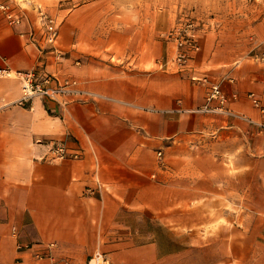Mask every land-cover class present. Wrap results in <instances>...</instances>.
I'll return each instance as SVG.
<instances>
[{
  "label": "crops",
  "instance_id": "crops-1",
  "mask_svg": "<svg viewBox=\"0 0 264 264\" xmlns=\"http://www.w3.org/2000/svg\"><path fill=\"white\" fill-rule=\"evenodd\" d=\"M26 29L0 13V66L43 61L20 33ZM149 31L99 36L95 64L70 55L46 60L48 69L77 75L96 99L21 105L20 79L0 77V263L36 264L38 251L53 254L49 264H83L101 249L115 264H264V132L245 117L262 118L248 94L264 101L263 70L230 67L224 50V74L206 82H219L235 114L194 112L185 120L205 101V82L170 74L175 50L165 53ZM60 42L74 44L70 36ZM185 130L193 135L191 160H184ZM55 139L80 156L50 159ZM152 217L175 233L173 248L151 237ZM136 233L148 238L137 241Z\"/></svg>",
  "mask_w": 264,
  "mask_h": 264
},
{
  "label": "rangeland",
  "instance_id": "rangeland-1",
  "mask_svg": "<svg viewBox=\"0 0 264 264\" xmlns=\"http://www.w3.org/2000/svg\"><path fill=\"white\" fill-rule=\"evenodd\" d=\"M6 1L25 14L36 31L40 28L37 7L40 5L52 13L59 22V41L60 36L72 38L74 44L63 48L66 55L68 57L70 55L73 60L78 59L81 62L89 60L91 64L93 62L95 64L96 60H99V36H143L148 30L153 36H160L163 39L165 53L167 51L171 53L173 49L176 50L175 42L173 37L166 36V33L181 16H188L195 20L199 28L200 47L191 57L196 59L194 61L189 59L184 67L169 62L170 68H176L173 71L169 69L170 74L184 72L185 75L181 77L186 80L205 82L206 88L203 90L206 95L211 83L206 82L208 78L211 79L219 73L224 74V50L230 58L232 56L230 67L246 63L257 70L260 68L264 73V0ZM72 49L77 50L75 55L71 54ZM202 57L206 63L198 68L196 66H200L199 60ZM213 59L219 60V66L212 67ZM194 75L196 77H193ZM201 76H205L206 80L197 79ZM188 114L189 117L185 120L192 119L194 112ZM256 129L264 132L258 126ZM185 132L184 160H191L193 135L191 130ZM161 155L156 152L158 162L164 161ZM165 160L175 165L174 154L165 155ZM144 223L147 228L149 225L147 216ZM148 227L152 230L151 237L157 239L164 248L171 249L175 246V233L168 232L159 218L152 217ZM135 236L137 241L148 238L147 233H136ZM16 259L21 260V257Z\"/></svg>",
  "mask_w": 264,
  "mask_h": 264
},
{
  "label": "built area",
  "instance_id": "built-area-1",
  "mask_svg": "<svg viewBox=\"0 0 264 264\" xmlns=\"http://www.w3.org/2000/svg\"><path fill=\"white\" fill-rule=\"evenodd\" d=\"M0 13L6 23L10 26H22L26 24L28 28L20 33H26L28 41L33 42L40 54L42 62L28 69H12L7 65L0 66V77H16L21 81V95L17 102L25 105L32 102L34 98L43 97L48 99L64 98V101L85 102L99 97V93L83 85L77 75L71 71H58L48 69L46 60L49 58L63 60L66 57V50L59 41V22L57 18L47 9L37 7L38 20L40 22L39 31L32 27L30 20L16 10L9 1L0 0ZM195 20L188 16H181L178 22L168 32L166 36L173 37L175 42V53L173 59L175 64L184 67L193 54L199 49V28ZM193 77H196L195 75ZM197 79L206 80L205 76ZM251 102L262 114L260 120H254L245 116L250 122H254L261 130H264V101L261 97L249 92ZM227 96L221 89L219 82H211L205 95V101L198 106L190 107L187 110L192 112H220L235 114L225 106ZM50 144L48 157L50 159L77 158L79 151L70 150L62 139L48 141ZM51 242L48 244L53 245ZM36 264H49L53 260L50 252H36ZM48 261H45V259ZM2 264V263H0ZM83 264H115L112 258L103 250L95 249L86 258Z\"/></svg>",
  "mask_w": 264,
  "mask_h": 264
}]
</instances>
